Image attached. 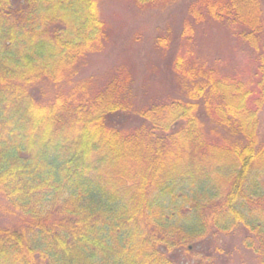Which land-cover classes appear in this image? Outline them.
Returning <instances> with one entry per match:
<instances>
[{
  "label": "trees",
  "instance_id": "16d2710c",
  "mask_svg": "<svg viewBox=\"0 0 264 264\" xmlns=\"http://www.w3.org/2000/svg\"><path fill=\"white\" fill-rule=\"evenodd\" d=\"M100 1L0 0V264H231L237 235L238 263L264 264L261 0H193L175 54L154 42L177 90L145 106L124 66L81 76ZM206 22L247 70L198 55Z\"/></svg>",
  "mask_w": 264,
  "mask_h": 264
},
{
  "label": "rangeland",
  "instance_id": "374dc122",
  "mask_svg": "<svg viewBox=\"0 0 264 264\" xmlns=\"http://www.w3.org/2000/svg\"><path fill=\"white\" fill-rule=\"evenodd\" d=\"M191 3L193 0H179L160 8L158 5L140 7L133 0H101L99 13L107 27L108 39L101 52L90 56L81 76L93 77L97 84L102 85L112 68L120 65L135 81L136 100L140 105L145 106L153 98L164 97L163 94H172L177 90L170 67L172 56L170 53L163 56L154 42L156 37L169 30L172 36L170 48L175 54L181 45L179 32L188 18L187 9ZM261 5L264 20V0H261ZM196 35V51L208 63L227 61L225 64L232 70H247L253 64L249 53L235 43V37L221 25L206 22L197 28ZM227 242L225 250L234 254L231 264H239V257L235 256L240 248V245L235 248L238 235ZM241 252L247 254L243 248ZM220 257L229 264L228 257Z\"/></svg>",
  "mask_w": 264,
  "mask_h": 264
}]
</instances>
